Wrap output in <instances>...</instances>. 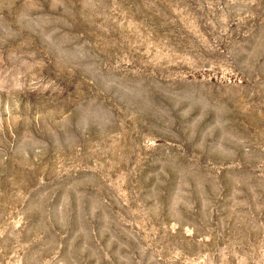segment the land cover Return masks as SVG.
Masks as SVG:
<instances>
[{
    "label": "rangeland",
    "instance_id": "rangeland-1",
    "mask_svg": "<svg viewBox=\"0 0 264 264\" xmlns=\"http://www.w3.org/2000/svg\"><path fill=\"white\" fill-rule=\"evenodd\" d=\"M0 264H264V0H0Z\"/></svg>",
    "mask_w": 264,
    "mask_h": 264
}]
</instances>
